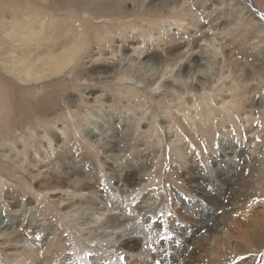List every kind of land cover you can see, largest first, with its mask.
Returning a JSON list of instances; mask_svg holds the SVG:
<instances>
[{
    "label": "rangeland",
    "instance_id": "rangeland-1",
    "mask_svg": "<svg viewBox=\"0 0 264 264\" xmlns=\"http://www.w3.org/2000/svg\"><path fill=\"white\" fill-rule=\"evenodd\" d=\"M158 3L162 10H148ZM124 7L131 22L112 34L103 55L86 51L62 76L23 85L37 96L25 92L22 102L43 106L5 138L0 130V233L10 218L43 211L61 226L71 264H85L100 248L123 264H264V250L242 231L263 226L264 0H128ZM20 103L7 107L11 115ZM146 154L151 171L130 194L163 217L160 238L168 237L148 260L57 207L94 195L68 187L95 178L112 183L108 195L117 196ZM220 168L229 172L225 180ZM52 189L58 191L51 195ZM218 198L219 207L235 198L239 208L207 212ZM227 212L225 228L194 245L188 235L197 220L215 222ZM195 231L193 238L202 236ZM25 233L10 245L25 239L34 246ZM7 240L0 236V264H6L2 251L11 250Z\"/></svg>",
    "mask_w": 264,
    "mask_h": 264
},
{
    "label": "bare ground",
    "instance_id": "bare-ground-1",
    "mask_svg": "<svg viewBox=\"0 0 264 264\" xmlns=\"http://www.w3.org/2000/svg\"><path fill=\"white\" fill-rule=\"evenodd\" d=\"M126 3L128 0H0V84L10 91L9 94H3L0 88V130L4 138L13 132L15 123H27L28 119L33 120L35 117L31 115L32 110L43 106L22 102L25 92L32 97L37 96L33 90H24L23 85L46 81L58 75L62 76L68 71L69 63L81 60L85 57L86 51L91 53L97 50L96 53L103 55L104 48L115 39L112 34L131 22L129 18L132 17L130 14L132 11L124 9ZM162 8L163 3H158L151 5L148 10L159 12ZM16 99L21 102L17 104L19 110L11 115L7 107ZM38 102L46 104L42 100ZM5 104L7 105L2 107ZM3 136L0 138L2 139ZM227 153L230 154L225 152V163L232 167L233 162L229 160ZM145 159V162L138 165V171L133 176L123 178L124 187L116 188L117 196L108 195V192L113 193L115 190L112 183H101L95 178L94 184L92 181H85L84 185L81 183V185L68 187L77 189V193L88 191L94 195L78 202L61 201L57 203V207L63 209L61 212L65 214V217L70 216L80 220L85 227L83 229L94 228L95 232L117 238L125 243L124 249L128 253H134L138 258L148 260L156 253L158 242L161 241L160 233L166 226V222L160 219L161 216L158 218L155 214L149 213L146 207L148 201L142 204L136 201L139 196L132 197L130 194L133 186L151 171L149 170L151 155L146 154ZM218 171L224 180L225 177L230 176L227 170L220 168ZM2 174L1 171L0 175ZM57 175L59 177L55 175V180L59 182L61 175L60 173ZM61 187L64 186L56 188ZM51 191V195H54L58 190ZM235 193H237L236 190ZM218 199L213 200L207 212L208 210L218 212L224 206L232 210L239 208L235 198H230L227 205L224 204L221 207L219 205L222 199ZM229 215L231 216L228 213L226 218L218 217L215 222L207 221L212 219V216L202 222L200 219L197 220L195 226L190 228L189 239L196 245L198 237H210L214 233H220L225 228L224 220L227 221ZM31 217L20 221L10 218V224L4 227L6 231L0 233V236L8 239L6 244L11 249L10 252H6V249L2 251L4 262L23 264L20 258L24 256L23 259L32 261L34 264H56L58 261V264H71L72 254L69 252L68 240L63 236L61 226L43 211L35 212ZM255 223L242 231L244 235L252 238L246 240H253V245L264 250V211L259 218V223L263 226ZM195 228L202 236L193 238ZM242 231L239 230L240 233ZM24 232L28 235L32 234L34 246L25 239L21 241L22 243L17 239L10 245L11 238H17L16 235L20 236V233ZM25 234L24 237L27 238ZM79 241L81 242L80 239ZM133 242L137 244H132ZM139 243L140 245L143 243V246ZM99 250V255L90 257L85 255V264H123L115 260L114 255L106 253L104 248ZM252 262L253 260L247 264Z\"/></svg>",
    "mask_w": 264,
    "mask_h": 264
},
{
    "label": "snow or ice",
    "instance_id": "snow-or-ice-1",
    "mask_svg": "<svg viewBox=\"0 0 264 264\" xmlns=\"http://www.w3.org/2000/svg\"><path fill=\"white\" fill-rule=\"evenodd\" d=\"M262 19H264V17H261ZM166 238H168L167 237V234H166V232H165V235H163L162 237H161V239H166ZM37 239H39V237H37ZM89 255H91V253H89ZM120 259L123 261L125 258L124 257H120ZM157 264H159V262L157 261Z\"/></svg>",
    "mask_w": 264,
    "mask_h": 264
}]
</instances>
